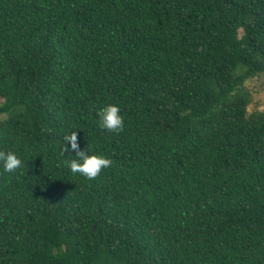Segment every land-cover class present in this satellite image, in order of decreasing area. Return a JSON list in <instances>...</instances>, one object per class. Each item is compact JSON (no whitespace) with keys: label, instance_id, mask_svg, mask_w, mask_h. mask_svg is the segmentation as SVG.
Masks as SVG:
<instances>
[{"label":"trees","instance_id":"1","mask_svg":"<svg viewBox=\"0 0 264 264\" xmlns=\"http://www.w3.org/2000/svg\"><path fill=\"white\" fill-rule=\"evenodd\" d=\"M256 74L264 0H0V264H264Z\"/></svg>","mask_w":264,"mask_h":264},{"label":"clouds","instance_id":"2","mask_svg":"<svg viewBox=\"0 0 264 264\" xmlns=\"http://www.w3.org/2000/svg\"><path fill=\"white\" fill-rule=\"evenodd\" d=\"M98 125L110 133H119L123 131L124 120L120 114V108L114 104H108L96 112ZM64 147L61 150V156L67 152H75V158L62 161L73 175L79 174L87 180H95L102 171L111 166L112 161L104 156L89 154V146L81 150L78 143V134L71 131L63 137ZM70 145V147H69ZM0 164L3 165L5 173H15L22 167V161L12 151L0 150Z\"/></svg>","mask_w":264,"mask_h":264},{"label":"rangeland","instance_id":"3","mask_svg":"<svg viewBox=\"0 0 264 264\" xmlns=\"http://www.w3.org/2000/svg\"><path fill=\"white\" fill-rule=\"evenodd\" d=\"M241 30L239 29V34ZM244 88L249 95L246 104V114L264 111V75L256 74L243 82ZM1 102V98H0ZM2 117V115H0Z\"/></svg>","mask_w":264,"mask_h":264}]
</instances>
